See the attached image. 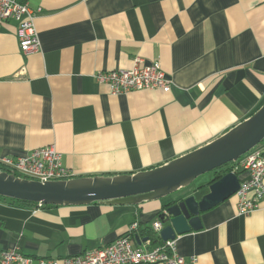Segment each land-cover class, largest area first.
I'll use <instances>...</instances> for the list:
<instances>
[{
	"label": "crops",
	"instance_id": "0c3cea01",
	"mask_svg": "<svg viewBox=\"0 0 264 264\" xmlns=\"http://www.w3.org/2000/svg\"><path fill=\"white\" fill-rule=\"evenodd\" d=\"M26 1L37 52L23 55L15 24H0L1 155L53 144L74 177L134 174L208 144L264 102V0ZM136 56L159 62L169 91L112 94L95 79ZM208 182L139 203L43 208L0 198V249L17 246L37 264L105 246L135 221L134 244L157 245L163 206L200 199ZM236 203L233 195L201 212V228L176 236L178 253L195 264H264V201L246 215Z\"/></svg>",
	"mask_w": 264,
	"mask_h": 264
},
{
	"label": "water",
	"instance_id": "95a60500",
	"mask_svg": "<svg viewBox=\"0 0 264 264\" xmlns=\"http://www.w3.org/2000/svg\"><path fill=\"white\" fill-rule=\"evenodd\" d=\"M264 140V102L245 120L206 145L179 156L164 165L134 174L73 177L39 182L0 170V196L38 205H86L93 202L139 203L167 197L189 186L199 175L212 172ZM234 171L208 185V192L166 203L158 213L159 238L176 236L201 228L200 213L232 197L239 188ZM138 241V236H134Z\"/></svg>",
	"mask_w": 264,
	"mask_h": 264
},
{
	"label": "built area",
	"instance_id": "2783aa9c",
	"mask_svg": "<svg viewBox=\"0 0 264 264\" xmlns=\"http://www.w3.org/2000/svg\"><path fill=\"white\" fill-rule=\"evenodd\" d=\"M34 13L26 0H0V24L13 22L18 46L23 55L37 52L40 42L33 23ZM99 83L109 87L112 94L139 90L169 91L171 79L161 70L158 61L145 63L136 56L127 69L97 71L94 74ZM0 167L7 173L29 180L46 182L67 180L74 175L62 164L61 153L53 144L36 148L24 156L10 157L0 154ZM234 172H242L246 178L239 180L236 208L240 215H246L260 208L264 201V148L254 147L236 162ZM39 207L41 205H38ZM139 229L138 222L128 225L126 232L105 246L85 251L78 255L59 259H39L37 264H195L196 258L186 260L175 245V240L151 245L136 246L133 236ZM161 224H152V230L159 233ZM0 264H33V259L15 246L0 249Z\"/></svg>",
	"mask_w": 264,
	"mask_h": 264
},
{
	"label": "trees",
	"instance_id": "16d2710c",
	"mask_svg": "<svg viewBox=\"0 0 264 264\" xmlns=\"http://www.w3.org/2000/svg\"><path fill=\"white\" fill-rule=\"evenodd\" d=\"M264 143V140L259 143L256 147H259L260 145H262ZM234 166H235V162H231V163H228L216 170H213L212 171V174H213V178L206 184L207 186L212 183L213 181L219 179L220 177H222L224 174L230 172V171H233L234 169ZM0 170L1 171H6L3 167H0ZM1 199L3 200H8L10 201L11 203H16V204H19V205H23V206H34V207H39L37 203H33V202H27V201H21V200H15V199H10V198H6V197H1ZM55 205H41L40 207H54ZM146 235H148L149 238L153 237L150 233V231H146ZM154 238V237H153ZM152 238V239H153ZM155 239V238H154Z\"/></svg>",
	"mask_w": 264,
	"mask_h": 264
},
{
	"label": "rangeland",
	"instance_id": "374dc122",
	"mask_svg": "<svg viewBox=\"0 0 264 264\" xmlns=\"http://www.w3.org/2000/svg\"><path fill=\"white\" fill-rule=\"evenodd\" d=\"M212 176H213L212 172L201 174L193 180V182L190 184V187H195L204 184L205 182H208Z\"/></svg>",
	"mask_w": 264,
	"mask_h": 264
}]
</instances>
